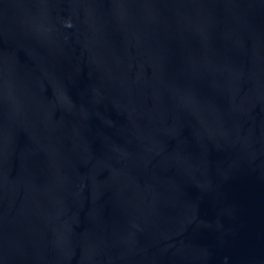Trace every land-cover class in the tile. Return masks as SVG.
I'll use <instances>...</instances> for the list:
<instances>
[{
    "label": "water",
    "instance_id": "obj_1",
    "mask_svg": "<svg viewBox=\"0 0 264 264\" xmlns=\"http://www.w3.org/2000/svg\"><path fill=\"white\" fill-rule=\"evenodd\" d=\"M0 264H264V0H0Z\"/></svg>",
    "mask_w": 264,
    "mask_h": 264
}]
</instances>
